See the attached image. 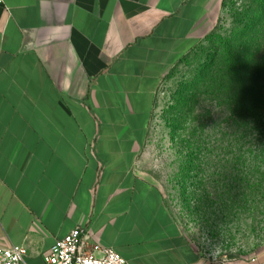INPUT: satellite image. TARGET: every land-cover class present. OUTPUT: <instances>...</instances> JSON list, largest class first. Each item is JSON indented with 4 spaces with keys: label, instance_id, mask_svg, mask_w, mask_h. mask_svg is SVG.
Returning <instances> with one entry per match:
<instances>
[{
    "label": "crops",
    "instance_id": "0c3cea01",
    "mask_svg": "<svg viewBox=\"0 0 264 264\" xmlns=\"http://www.w3.org/2000/svg\"><path fill=\"white\" fill-rule=\"evenodd\" d=\"M224 2L0 4V247L45 264L81 226L129 264H210L142 160L162 77Z\"/></svg>",
    "mask_w": 264,
    "mask_h": 264
},
{
    "label": "rangeland",
    "instance_id": "374dc122",
    "mask_svg": "<svg viewBox=\"0 0 264 264\" xmlns=\"http://www.w3.org/2000/svg\"><path fill=\"white\" fill-rule=\"evenodd\" d=\"M262 27L264 0H225L214 30L162 77L150 121L143 171L210 264H264V105L243 121L234 96V61L261 50Z\"/></svg>",
    "mask_w": 264,
    "mask_h": 264
},
{
    "label": "built area",
    "instance_id": "2783aa9c",
    "mask_svg": "<svg viewBox=\"0 0 264 264\" xmlns=\"http://www.w3.org/2000/svg\"><path fill=\"white\" fill-rule=\"evenodd\" d=\"M0 4H4V0H0ZM27 255L25 245L0 247V264H24ZM44 259L45 264H129L113 247L99 244L94 234L81 226L57 239Z\"/></svg>",
    "mask_w": 264,
    "mask_h": 264
},
{
    "label": "trees",
    "instance_id": "16d2710c",
    "mask_svg": "<svg viewBox=\"0 0 264 264\" xmlns=\"http://www.w3.org/2000/svg\"><path fill=\"white\" fill-rule=\"evenodd\" d=\"M257 34L258 36L253 37L256 38L255 42L261 41L263 44L261 50L257 48L253 51L250 61L246 63L240 58L234 61L240 67L237 76V92L234 95L235 105L238 117L243 121L247 117H255L256 121L262 119L260 108L262 104L264 105V78L261 75H264V54L259 58V53H264V27L258 30ZM234 79L236 80V77Z\"/></svg>",
    "mask_w": 264,
    "mask_h": 264
}]
</instances>
